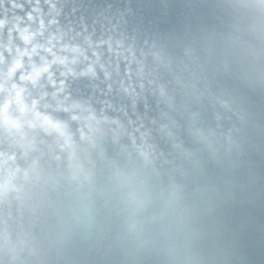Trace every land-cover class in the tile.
<instances>
[{"label":"water","instance_id":"95a60500","mask_svg":"<svg viewBox=\"0 0 264 264\" xmlns=\"http://www.w3.org/2000/svg\"><path fill=\"white\" fill-rule=\"evenodd\" d=\"M14 17L42 21L33 42L64 58L55 87L32 91L73 140L36 132L14 149L0 264H264V14L251 0H0V69L6 45L26 47Z\"/></svg>","mask_w":264,"mask_h":264},{"label":"clouds","instance_id":"9594fccd","mask_svg":"<svg viewBox=\"0 0 264 264\" xmlns=\"http://www.w3.org/2000/svg\"><path fill=\"white\" fill-rule=\"evenodd\" d=\"M251 6L264 14V0H251ZM12 7L17 8L21 5L13 4ZM33 11L38 12V9L34 8ZM26 17L29 21L33 20L31 13H27ZM13 21L8 29L9 36L11 37L12 31H16L26 47L23 49L17 47L15 55H12V49L6 45L5 50L9 52L11 59L5 68L0 69V129L7 134L10 145V150L0 152V188L5 193L16 189V183L22 172L14 149L24 148L26 144H30V133H43L65 145H71L73 140V133L67 122L58 120L51 113L41 110V101L48 93L40 91L39 95H33L32 91L43 88L40 83L42 77L55 87V81L51 79L52 74L49 69L52 63H63L64 58L55 57L51 47H44L33 42L36 36L42 34V21L35 32L30 31L27 25L21 28V18L14 17ZM8 23L7 19L0 20V29ZM28 45L31 47H27ZM38 49L53 55L54 59L48 61L44 56H40L39 64L33 62L32 57L39 55ZM25 57L28 60L27 68ZM2 62L3 58L0 57V63ZM17 72L20 73L19 76H16ZM59 90L58 88L57 91ZM52 95L54 97L56 93ZM43 107L47 108L48 105ZM64 110L68 111V109ZM70 118L79 120L82 117L73 114ZM3 247L5 251L9 250L7 235L4 237Z\"/></svg>","mask_w":264,"mask_h":264}]
</instances>
